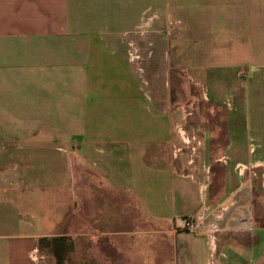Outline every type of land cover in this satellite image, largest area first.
I'll use <instances>...</instances> for the list:
<instances>
[{"label":"crops","instance_id":"1","mask_svg":"<svg viewBox=\"0 0 264 264\" xmlns=\"http://www.w3.org/2000/svg\"><path fill=\"white\" fill-rule=\"evenodd\" d=\"M223 1L0 0V264H264L261 186L236 173L264 133L226 112L210 191L167 143L171 115L117 111L97 73L107 51L205 46Z\"/></svg>","mask_w":264,"mask_h":264},{"label":"rangeland","instance_id":"2","mask_svg":"<svg viewBox=\"0 0 264 264\" xmlns=\"http://www.w3.org/2000/svg\"><path fill=\"white\" fill-rule=\"evenodd\" d=\"M223 2V6L213 7L215 17L206 25L205 46L193 45L191 48V41L186 36V46L181 51L157 45L150 47L151 51L145 48L120 51L116 57H111V51H107L96 63L98 76L114 83L100 89L102 98L115 99L117 111L171 115L167 120V131L172 134H168L170 141L167 143L172 145L174 138L179 145L175 148L176 155L195 163L194 175L199 181L207 180L210 191L215 189L219 168L223 166L218 159L227 156L222 151L225 143L221 131L224 123L221 119L226 112L231 115L240 112V124L257 127V132L264 133V97L260 95L257 82L264 79V0ZM163 35L166 39L167 34ZM91 75L86 71L87 79ZM214 81L222 85L230 82V98L225 103L213 98L206 100L207 95L212 97L215 92ZM235 96L239 97V104ZM260 99L263 102L260 103ZM126 100L128 105H120ZM160 126L151 121L148 128L159 132ZM224 129H227L226 125ZM243 136L248 139L246 145L253 142L249 132ZM254 144L251 160L247 155L236 173L258 177L264 205V172L259 166H253L256 163L264 165V139H255ZM73 188L71 183V194ZM214 236L217 239V232ZM213 241L210 240L211 246Z\"/></svg>","mask_w":264,"mask_h":264},{"label":"built area","instance_id":"3","mask_svg":"<svg viewBox=\"0 0 264 264\" xmlns=\"http://www.w3.org/2000/svg\"><path fill=\"white\" fill-rule=\"evenodd\" d=\"M199 222L196 220H193V219H188V220H185L184 222V226H183V229L184 231L186 232H197L199 230ZM211 241L215 240L214 237H210L209 238ZM214 241L212 242V246H214Z\"/></svg>","mask_w":264,"mask_h":264}]
</instances>
